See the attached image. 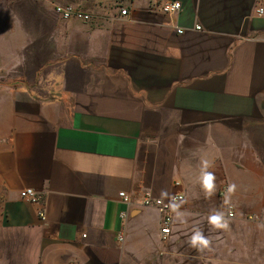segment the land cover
Returning <instances> with one entry per match:
<instances>
[{
  "label": "crops",
  "instance_id": "crops-1",
  "mask_svg": "<svg viewBox=\"0 0 264 264\" xmlns=\"http://www.w3.org/2000/svg\"><path fill=\"white\" fill-rule=\"evenodd\" d=\"M173 2L178 13L161 12ZM258 8L264 0H130L85 11L89 22L57 15L37 44L50 58L29 67L16 53L25 46L6 53V40L39 35L0 31V264H262ZM202 160L216 176L211 197L198 179ZM27 188L43 196L46 222L21 198ZM144 190L184 197L166 242L157 209L120 198ZM227 204L236 218L212 228L208 216H227ZM196 228L208 249L189 245Z\"/></svg>",
  "mask_w": 264,
  "mask_h": 264
},
{
  "label": "rangeland",
  "instance_id": "rangeland-1",
  "mask_svg": "<svg viewBox=\"0 0 264 264\" xmlns=\"http://www.w3.org/2000/svg\"><path fill=\"white\" fill-rule=\"evenodd\" d=\"M130 0H0V15L5 18V23L0 25V31H5L11 35L13 32H27V34H44L45 32L52 31L55 18H59L55 12L56 5L73 6L75 8L87 11L95 16L103 15V12H107V9H121L124 8ZM102 11V12H99ZM10 37V36H9ZM44 36L39 35L38 39L29 40H13L8 39L7 47L9 50L6 53H11V49L25 46L23 50H17L19 55L25 54L28 62L25 65L28 67L32 64L31 61L38 59L39 64H43L50 58V51L46 48H38L37 44L41 42V38ZM33 38V37H32ZM16 43V45H11ZM12 54V53H11ZM9 59V55H6ZM11 67H14L12 65ZM256 217V216H253ZM247 222H260L261 217L258 220H250L248 216L245 217ZM236 250V248H235ZM236 255V254H235ZM231 259H237L231 255ZM231 264H238L237 261ZM264 264V262H262Z\"/></svg>",
  "mask_w": 264,
  "mask_h": 264
},
{
  "label": "built area",
  "instance_id": "built-area-1",
  "mask_svg": "<svg viewBox=\"0 0 264 264\" xmlns=\"http://www.w3.org/2000/svg\"><path fill=\"white\" fill-rule=\"evenodd\" d=\"M179 4V8L172 10L170 8L171 5ZM182 8V4L180 2H173V3H167L164 4L160 7L161 12L166 13V14H175L178 13ZM55 12L57 15L61 16L65 20H70V19H78L82 20L85 22H89L91 20V14L83 11L82 9L75 8L73 6H63V5H56L55 6ZM127 10H123L122 14L126 15ZM257 15L259 16H264V9L263 8H258L256 10ZM197 30H201V27L198 26L196 27ZM179 33H183L182 30H179ZM20 196L23 200L32 203L36 206H38V215L41 219L42 222H46L47 220V214H46V208L44 205V198L43 196L35 191L32 188H27L21 191ZM137 198L125 193L121 192L120 193V198L122 199L123 203L132 206L135 203L136 204H141L144 207H150V208H155L157 209L161 215H162V224H161V240L163 242L168 241L169 237L172 234V224H173V212L170 211L168 204L169 200L165 199H160V198H155L153 196V193L150 190H144L140 195H135ZM178 200H183L184 197L182 195H175ZM227 209V218L229 220H233L236 218V209L233 205L227 204L226 206ZM126 215L123 214V217ZM248 219L250 220H258V216L253 217V216H248ZM123 237L120 238L121 241H123Z\"/></svg>",
  "mask_w": 264,
  "mask_h": 264
},
{
  "label": "clouds",
  "instance_id": "clouds-1",
  "mask_svg": "<svg viewBox=\"0 0 264 264\" xmlns=\"http://www.w3.org/2000/svg\"><path fill=\"white\" fill-rule=\"evenodd\" d=\"M170 8L172 10L178 9L179 4L171 5ZM211 167V164L208 160L201 161V169L199 176V183L202 190L209 197L215 194L216 189V176L214 172L209 171L208 169ZM236 190L235 184H229L226 189L225 194V202L227 203L228 198L231 194H233ZM161 198H167L169 200L168 207L171 212L176 214L177 219H182L183 213L180 211L181 205L183 201L178 200V198L174 195L170 196L167 191H161ZM208 224L214 228L219 230H228L230 226V220L226 217L225 213L222 211H213L208 216ZM260 228H264V224L258 225ZM189 245L196 249L197 251H203L208 249L211 245L210 239L203 233L202 230L196 228L193 230L192 235L189 237L188 241Z\"/></svg>",
  "mask_w": 264,
  "mask_h": 264
}]
</instances>
